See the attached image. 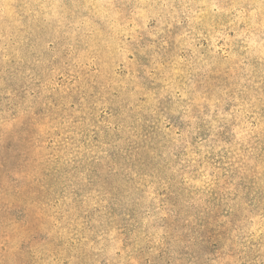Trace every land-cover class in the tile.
<instances>
[{"label": "rangeland", "instance_id": "1", "mask_svg": "<svg viewBox=\"0 0 264 264\" xmlns=\"http://www.w3.org/2000/svg\"><path fill=\"white\" fill-rule=\"evenodd\" d=\"M0 264H264V0H0Z\"/></svg>", "mask_w": 264, "mask_h": 264}]
</instances>
